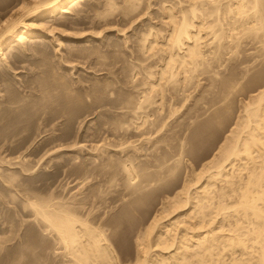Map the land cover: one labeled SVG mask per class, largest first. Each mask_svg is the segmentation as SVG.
I'll return each instance as SVG.
<instances>
[{
    "label": "rangeland",
    "instance_id": "1",
    "mask_svg": "<svg viewBox=\"0 0 264 264\" xmlns=\"http://www.w3.org/2000/svg\"><path fill=\"white\" fill-rule=\"evenodd\" d=\"M13 1L14 0H0V10L2 11V8L3 10H5L8 6H10L9 3L11 2L13 3ZM86 1L87 0H84L83 3L81 2L80 4H78V6H76L75 10L78 12L80 11L78 14L77 12L74 13L75 12L74 10H70L68 13H63V14L59 13L58 15L55 14L53 15V17L44 16L42 18L44 26L47 25L49 20L50 22L47 27L43 26V28H41L43 29L42 31L44 32L40 33V35L43 37L31 38V40L43 39L40 42L31 41V44L25 46L26 48L24 49V51L23 49H19L14 42L9 44V46L3 49L4 50L3 53L9 52V54L8 55L6 53L4 54V56L6 55L7 56L3 57L5 59H3V63L0 64L1 65L0 66V237L3 238V235H5L6 237L5 236L4 237L10 240L7 242L4 241L2 242V244H0L1 246L0 248H2L4 243V247L6 246L7 249L9 250L8 252L6 247L0 249L1 251L0 261H2V258L4 259V262L2 261L0 262V264L2 263L6 264L7 262L10 261L9 258L10 254L12 256V254L15 253L11 251L14 250L12 246L16 244L18 245L17 249L19 250H16L17 246L14 247H15V251H17L18 254H20L21 247H24L25 249V246H27V248L28 247L32 248L35 253L36 251L39 250V252H37L38 254L42 252V249L43 250L45 249L43 251V254L46 253V255L45 254L44 255L46 256L47 260L45 256L44 258L41 257V255H43L41 253L38 255V260L36 261L37 263L39 262V264L45 261H46L45 263H47V261L50 260V257L52 255L50 254L51 250L49 248L52 246V244H49L51 239L50 240L48 239L51 238V236L48 235V239L46 240L47 234L44 232L41 233L43 229H39L41 228V226L38 225L39 223L37 221L33 220V217H31L32 212L30 213V211H32L33 208L29 203L31 201L32 202L37 201V203L39 202L44 203L42 202L43 197L45 199H48L45 200V202L48 201L46 202L47 204H50V202H52L53 200L54 201L52 203L54 204L55 202L56 204L62 203L67 205H70L72 203L70 205L72 207L78 204L80 205L79 209H82L85 213L91 212V214H94L96 212L97 214L100 213L99 211H101L100 213L101 221L107 220V222H110L109 221L110 218L115 220L114 222L112 220L110 223L114 224L115 222H117L118 224L115 223L114 224L115 226L112 225V227L108 226L109 229L107 227L108 229L107 231L113 229L114 227L118 228L117 230L115 228L114 231L113 230L112 231L117 232L116 234L114 233L116 235L114 237H116L115 240L118 242V243L116 242V244L117 245L119 244L118 249L120 255L122 254L121 256L123 257V260H126V258L130 259L134 255V249H135L134 232L143 223L141 221H144L143 218H145L148 209L149 208L156 209L158 207L156 203H158L160 200H163L164 198L167 199V197H170L172 193L176 192L180 188L179 187L178 189H176V187H178L183 182V180L189 179L192 176L193 172L201 175L202 180L200 179V181L201 182L203 181L206 172L200 170L202 169L201 165L204 164L206 160H209L212 154L213 155L215 154V151L217 150L219 145L224 141L223 139L229 136L230 129L232 130L235 127L234 126L235 122L240 119L239 118L241 117L240 115H243L242 111L245 105L247 103L248 104L251 103L253 99L256 100L259 91H261L264 88V54H263L264 44H260L261 43L260 40H258L260 43L257 42L258 39L257 37L261 36V34L260 35L257 34L255 37H253L254 35L251 36L252 34L249 36L248 34L243 35L239 39L238 41L239 43L238 42L236 44H233V42L232 43L229 42L231 44L227 43V45L224 46L226 47V49L224 51L222 50L221 51L222 53L220 52L222 55L219 53L217 54V56L216 55L214 56L209 52L210 48L208 49V47L211 46L208 45L204 46L206 43H209L211 37L209 29H205L206 33L209 32L207 33L209 35L204 34L205 32L203 33L204 36L203 40L206 41H203L202 45L204 46L203 49L206 52L205 54L208 53L207 55H205V57L210 56V58L207 59L211 61L213 59V61L212 62L210 61V63L212 64L208 63L207 65H204L202 68L200 66L198 67L201 70H204L205 68L204 71H201L200 69L197 70V68L196 70L193 71L192 73L193 79L191 77L189 78V80L191 79V82L194 83H191L189 80L188 83H186L187 81L184 82L181 81V83L179 81L177 86L173 88V86L170 84V81H168L165 78H162L158 80V82H161L160 83L161 86L158 85L151 86L150 85L151 81L153 82L156 81V83H158L157 79H159V72H158L160 70L159 67H161L162 63L165 62L164 60L167 56L166 51H163L165 50V47L163 48L161 44H163L162 42H164L165 37L167 36L166 34L168 32L167 30L169 29L170 26H167L168 25L167 18H164L165 20L162 18L165 17L166 15L165 13L166 9L169 6L171 7L172 4H173L172 6L174 7L173 10L178 11L176 10L179 9V6L177 5V0L176 2L175 0H173L176 4H174L172 0H168V1L167 0H139V1L130 0L129 3H127V0L126 1L125 0H94V1L88 0L91 2V4L90 2L89 3L87 2L89 4V5L87 4V7L85 5ZM103 1L104 3L102 4ZM93 2H95L96 4L92 5ZM108 2L109 3L112 2V5H109ZM134 3H137V5ZM90 5H92V7ZM95 5L96 8H94V10L97 9L99 13H101L100 15L99 13L94 12L93 6L95 7ZM106 5L107 7L109 6L108 8L114 6L112 7L111 12L106 7ZM131 5L132 6L136 5V6L134 8L133 7L131 8ZM126 6H130V7L126 9ZM77 7L80 9L84 7V9H82V11L83 10L84 11L82 12L80 9L78 10ZM104 10L107 11L109 14ZM70 12L74 14H71ZM95 14L98 15L95 16ZM102 14L104 15L101 16ZM177 14H178L177 16L180 15L178 12ZM62 15H64L65 19L63 18ZM57 16L59 17V19L62 18V20L60 19L61 21L54 24V22H56V20L58 19ZM65 16L66 17L70 16L71 19L69 17L66 18ZM78 16L79 17L82 16L83 18L81 17L79 19ZM52 18H54L53 19L54 21L52 20ZM206 18L210 22L213 16H209ZM63 20L64 22L66 20L69 21H66L65 23L64 22L61 23ZM70 20L71 21L73 20L74 22L72 21L73 22L72 23L70 22ZM45 21L47 22L45 23ZM225 21L226 20H224V22ZM50 23H53L54 26H52ZM152 25L154 26L155 29L154 31L156 32L153 31V27H151ZM148 26L150 27L148 28ZM56 27L57 30H54L56 29ZM51 28H52V32H51ZM144 28H146L147 30ZM164 28L166 32H164L165 31ZM148 29H152V31ZM156 29L157 30L159 29L158 30L160 33V34L158 33L159 35H157L158 31ZM240 30L241 29H239V27L236 30H233L232 35H235L236 31L238 32ZM143 31L144 32L147 31V33H144ZM48 32H50V34ZM141 32L142 34H140ZM144 34H146V36L149 35L147 36V38L154 37V34L157 35L155 36V38L157 39V42L159 41V44H157L156 47L152 48V50L150 49V52H147L149 50H144V52L142 51L144 53L143 54L140 49L142 42L141 40L143 39H138L139 40L138 41L137 37L139 38V35H141L142 37L140 38H146ZM51 37H53L54 39ZM162 37L164 38V40ZM252 37L254 39H252ZM55 38H57V40ZM48 39L49 40L51 39L50 42L51 41L52 42L50 43ZM53 41L55 43H53ZM59 41L61 44L59 43ZM70 43L73 44L74 46L71 45ZM65 44L68 45L66 46ZM136 44L140 50L137 47H135ZM62 45H64L65 47ZM91 45L93 49L90 48ZM15 46L17 48H15ZM58 46L59 48L55 49ZM76 47L78 48L76 49ZM84 47H86V50L89 47L91 51L88 50L89 53L86 52V50L83 51ZM159 47L162 48L160 49ZM68 48H72L71 51L69 49V53H68ZM136 48L140 53H142L141 54L142 57L141 55L136 56L139 54L138 51H135ZM9 49H11V51ZM54 49L55 52L53 51ZM78 49H81L82 51L80 50L81 51L80 52L78 51ZM157 49L159 52L160 50L163 49L161 54L157 52L159 54L156 53L155 55L154 52H156ZM90 52L92 53L90 54ZM72 53L73 54L75 53V55L74 56L71 55ZM79 53L83 54V56ZM153 53L154 55H152ZM219 55H221V57ZM148 57H150V60ZM151 57H153L159 63L154 65L156 61H154V59L151 60L152 59ZM214 57H216L217 59H221V61L220 60L217 61V59ZM141 58H145L143 63H141L143 61L141 60ZM138 59L141 60V62ZM153 61L155 63H152ZM4 62L6 63L5 65H3ZM216 62H218L220 65L219 64L217 65ZM139 64H141L142 66V67L140 66L141 68L139 67ZM149 64L152 66H150ZM208 65L211 68L208 69L209 67ZM149 68L150 69L152 68V71L151 70L149 71ZM141 69H143L144 71H142ZM53 70L55 75L54 73H52ZM45 71L47 72L45 73ZM148 71L152 73L151 77L149 76ZM49 72L51 76L49 75ZM52 74L54 77H52ZM131 74L133 76L134 75L136 76L133 77L131 76ZM155 74H157L158 76L155 77ZM179 76L180 75H177L178 79L180 78ZM51 77L54 79H52ZM50 80L53 81V85L51 83L52 81ZM145 80L151 87H149V85L146 83ZM139 82L142 84H140ZM55 83L57 84L55 85ZM162 83L163 84L166 83L167 85L165 84L166 86L164 85L165 86L164 87ZM182 83L183 86L185 84L189 85L188 87L186 85L184 86V88L186 87L187 91L184 88L181 89L179 88L182 86L181 85ZM189 83H191V86ZM61 86H64L65 88ZM158 88L160 91L158 90ZM154 90L155 92H153ZM170 90L172 93L170 92ZM176 90L177 93H175ZM179 90L180 92H178ZM14 92H16L18 96L15 95L16 93ZM162 92H164V94ZM175 94H177V97ZM153 95L156 96L154 97ZM138 96L141 100L137 98ZM36 97H38L37 98L38 100L36 99ZM62 97L63 99H61ZM174 97H176L177 99ZM149 99L150 101H148ZM151 99H153L154 102ZM158 100L161 101L159 102ZM168 100H171V102L169 103ZM11 101L12 103L13 102L14 103L12 104ZM172 102L174 103L175 106L173 105ZM168 103L170 105L169 111L171 112V114L169 113V111L165 110L166 109L165 106L167 107L169 106ZM138 104L142 105V108ZM147 104H148V108L147 110H144L147 107ZM162 104H164L165 106ZM143 105L146 107L144 108ZM172 105L176 109L171 107ZM59 106L62 108L60 109ZM162 106L164 107L161 108ZM5 108L7 110H5ZM10 108L12 109V111H9ZM207 108L210 109L208 110ZM58 109L60 110L58 111ZM63 109L65 110L62 112ZM217 110H218L217 112L218 114H216ZM57 111L58 114H60V116L56 113ZM125 111L127 113H125ZM136 111L138 112L140 111V113ZM144 111H146L145 114L148 115H145ZM141 112H143V114ZM150 112L152 113V115L150 114ZM134 113L136 114V116L138 115L139 118L141 114V119L143 122L141 121V119L137 118L138 116L137 117L134 116L135 115ZM153 113H155L156 115H154ZM213 113L216 114L215 115L216 117H214ZM143 117L146 118L147 120L144 119ZM138 121L142 122L140 123L141 125H139V123L137 124ZM149 122H151V124ZM133 123L135 124V126H133L134 125ZM146 126L147 127L149 126L150 128H146ZM146 130L147 131L150 130V131L146 133L147 132ZM241 135L243 136V134ZM44 140L45 141L48 140L49 143L52 141L53 142L52 144H50V146L47 145L48 147L45 146V148H43L41 142H44ZM180 143L181 146H179ZM257 152L254 153L252 152L253 153L252 156L254 154L255 156L256 155L258 156L259 152L258 154ZM177 153L179 156L176 155ZM128 155L130 159L128 158ZM124 156L125 157L127 156L126 157L128 158L127 160L130 161L131 164L133 163L134 165L133 164L132 165L136 169H138L137 173H140L142 168V170L146 169L144 170L146 171V173H150V174L152 173V175L161 173L160 175L163 176V180L158 181V183L154 185V188L151 187L148 189L149 191L150 189L152 190L150 191L151 193H148L149 191H146L147 189L143 191V193L144 192L146 193V196L148 198H146L145 195L142 196L143 193H141L140 196L142 197V199L140 197L139 201L141 200L140 202L142 203H139L138 201L137 204L140 207H138L137 205L138 210L137 208L134 210L132 209V212H130L131 211L130 208L128 209L129 207L128 205H126L128 206L126 207L127 210L125 209V205L124 208L122 207V204H124V202L127 203L131 199L133 200L132 198L133 196H131L127 190L125 191L123 190L124 188L123 180H121V182L119 180L121 176H122L121 179H123V172L120 169L122 167V163L126 162V158H124ZM131 156L137 159H134L133 157L131 158ZM118 158L121 159L119 160ZM123 158L125 159V161L122 160ZM93 159H95L96 161ZM100 160L105 161L107 165L105 164V162H103L105 166L103 167V163L101 162L102 163L101 165ZM121 160L122 163H120ZM138 160L144 162V164H142V162L140 161L139 164ZM164 160L166 161L168 160V162L166 161L164 162ZM244 160L245 159L243 160L236 159V161L234 160V163L236 162L234 166L236 167L232 168L233 170L236 169L235 171H237V174L241 177L245 176L243 175V173L245 174L246 170H248V168L246 167H250L252 165V162L251 164H249V161L247 162L245 160L246 161L245 164L247 165L245 166V168L241 167L243 168L241 169L239 165L240 163L244 162ZM257 160H260V158L256 159L255 161ZM161 161L166 166H172L173 163L174 166L175 165L177 166V164L179 165L177 166V169L172 175L169 174L171 175V177L173 176L171 178L173 180L169 179L170 176L168 175L167 176L169 180L168 181L166 178L168 172L166 173L162 169H159L160 167L159 165L162 164ZM176 161L177 163H175ZM114 162L116 163V165L114 164ZM137 163L139 166L138 165L136 166ZM81 164L84 165L85 168L84 166L80 168ZM97 164H100L98 165L100 167L97 166L94 169L93 166L94 165L96 166ZM120 164L121 167L119 166ZM140 165L142 166L146 165L147 167L143 168ZM148 165L149 167H152L151 172H150L151 170L150 168H149L150 170H148ZM153 165H156V167H154ZM86 166L88 167L87 170H86L87 168ZM228 166L229 165H227L226 169L227 170L229 169L228 171L230 172L231 168H228ZM109 167H111L112 170H110L111 168ZM153 167L155 168V170L153 169ZM237 167L240 168L239 173ZM117 169L120 170L119 172L121 173H118ZM232 169L230 172L231 174H233L234 172L232 171ZM81 170L84 171L86 174H84V172L81 173L82 172ZM86 171H88V173ZM112 171L114 174H112ZM96 172H98V174ZM163 172L166 175L162 174ZM235 174L236 172H234L233 174L234 176H232L234 178L231 177L232 178L231 180L235 179V181L234 180L233 181L236 183L237 174L236 176ZM176 179L177 180L179 179V181H176ZM136 180H140V177L136 178ZM233 181L232 183L234 185L230 184L231 187L233 186L235 187L236 185ZM176 183L179 184L177 185ZM198 183L199 182L197 181L196 185H198ZM226 184L227 183L217 180L215 183L216 185L215 189L217 186L224 187ZM230 186L228 183L226 187H224V190L225 191L227 190L226 192L230 191L231 188ZM91 190H93L92 191L93 197L90 195L92 194L90 192ZM95 190L99 195H95L94 193ZM86 193L87 194L89 193L91 197L88 196ZM152 193L153 195H151ZM168 193L169 195H166ZM148 194L150 196H148ZM26 195L27 196L29 195L30 202L26 200L27 198H29ZM30 195H34V196H30ZM100 195L102 196V198H100L101 197ZM164 195L167 197H165ZM35 196L38 197L36 198ZM96 196H99L97 197L98 199L96 198ZM82 197L85 199V201L86 199L87 201L88 199H90L89 202L91 201L90 204L92 208L90 205L88 206L87 201L84 202ZM143 197H145L146 200ZM40 198L42 199V201L40 200ZM77 198L82 199L83 201L81 200L77 201L76 200ZM104 198L106 200V203L103 202ZM113 198L116 199L113 201ZM228 198L229 199L226 198L225 202L229 203L234 200V197L232 201H231L232 197H228ZM31 199H33L34 201ZM49 199L52 201H50ZM70 199L72 200L70 201ZM63 200L65 202H63ZM74 200L76 202L73 205ZM96 200L99 201L97 202ZM78 202H82V203L84 202V204L81 203L82 204L81 205ZM99 202L104 203L102 204V206H106L103 207V209H105L107 213L102 209V206H99L101 205ZM113 203H117V204L115 205ZM86 204L87 206L84 208L83 206ZM95 204L97 205V207ZM153 204L154 206L156 205V207H154ZM81 206L83 208H80ZM93 206L95 208H93ZM85 209L86 210L88 209V211H86ZM97 209L99 210L98 212ZM228 209L232 211L231 208ZM228 211L225 213V217H224V218L227 217L226 218L227 222L229 220L230 224L232 223L234 224L235 222L238 225H240V223L241 225L243 224V226L244 224L247 225L246 223L248 222L245 223V218L238 216L240 217V219H243L244 221L243 222L242 220L239 219L240 221H242L239 222V220H237L238 219L237 214L234 211L233 213L229 211L230 214L229 215ZM26 213L28 215L30 214L29 215L30 217H28ZM105 213L108 215V218ZM230 221H232V223ZM227 222H224L225 223L224 225H228L229 223L226 224ZM35 224H37L36 226L38 227L40 226V227L39 228L36 227ZM236 224H234L233 227H235ZM248 225L246 227H248ZM34 227L37 228L38 230L34 229ZM1 231L7 233L6 234L1 233ZM9 232H11V234L8 235ZM39 233L42 236L44 235L43 236L45 237L43 238L44 242L42 241L43 239ZM9 236H11V238H9ZM23 236H25L24 237L25 239L22 238ZM39 236L41 238H38ZM5 238H3V240H5ZM29 238L31 239L28 240ZM0 240L2 241V239ZM24 241L26 244L22 243ZM27 243L31 244L32 247ZM49 245L51 246L49 247ZM38 246L39 247L42 246L43 248L41 247L40 250ZM46 246L48 247V251H46L47 250ZM30 248H28L29 251L27 249L29 254L32 251V249ZM2 250L4 251V253H2L3 252ZM224 250H222L221 252L222 254L221 259L218 260L216 264H218V262L221 261L222 264L224 262H225L224 264L229 263L230 257L227 256H230L228 254H230L229 252L231 251L229 249L228 250L226 249L227 251L224 252ZM6 251L8 253L5 255ZM238 251H240V248L236 247L235 252H237V254L239 253ZM47 252L48 254H50V256H48ZM24 253L25 254L27 253L26 250ZM4 255L5 257L8 258H4L3 257ZM227 258L229 259L227 260ZM222 259L225 260L223 261Z\"/></svg>",
    "mask_w": 264,
    "mask_h": 264
},
{
    "label": "bare ground",
    "instance_id": "2",
    "mask_svg": "<svg viewBox=\"0 0 264 264\" xmlns=\"http://www.w3.org/2000/svg\"><path fill=\"white\" fill-rule=\"evenodd\" d=\"M83 1L82 0H14L13 3L11 2L12 4L9 3L10 6H8L5 10H3V8H2V11L0 10L1 11L0 12V64L3 63V59H5L3 57H6L9 54V52H7V53L5 52L7 55L4 56L5 53H3L4 52L3 49L6 48L7 46H9V44L14 42L19 49H23V51H24V49L26 48L25 46H27L28 44H31V41L32 42L33 41L34 42L35 41L40 42L41 40H43V39L31 40V38L43 37L40 35V33L44 32V31H42L43 29H41L44 26V23L42 21V18L44 16L53 17V15H55V14L58 15L59 13H61V14L68 13L70 10H74L75 11L74 13L77 12V14H78L80 11L78 12L75 10L76 6H78V4H80L81 2L83 3ZM92 1H94V0H92ZM133 1H137V0H133ZM87 2L89 3L90 1H88V0L86 1V3H85L86 7L88 4ZM129 2H130V0L129 1L127 0V3H129ZM175 2H176V0H175ZM175 2L173 1L174 4H176ZM99 3H101V2H99ZM103 3H104V1L102 2V4ZM66 4H68V5H66ZM90 4H91V2H90ZM94 4H96V3L93 2L92 5H94ZM134 4L137 5V3H134ZM92 5H90V6L92 7ZM109 5H112V2L109 3ZM113 5H115V4H113ZM121 5H123V4H121ZM172 5H171V7L169 6L166 9V12H165L166 15L164 13L165 17H163V18L161 17L162 19L167 18V20H168L167 26H170V27L167 30L168 32L166 33L167 36L165 37V40L162 37L164 40V42H162L163 44L160 43L163 48L165 47V50H163V49L162 50L166 51L167 56L164 60L165 62L162 63V65L160 64L161 67H159L160 68V70L158 71L159 72V79H157V82H158V80L165 78L168 81H170V84L173 86V88H175L177 86L179 81H180V83H181V81H183V82L187 81L186 83H188L189 81L191 82V79L189 80V78L192 77V79H193L192 73L194 70H196V68L198 70V69H200V68H198L199 66L202 68L204 65H207L208 63L212 64V63H210L211 60L207 59V58H210V56H209L210 54L208 55L209 57H205V55H207L208 53L205 54L206 52L204 51L203 47L206 45L211 46V47H208V49L210 48L209 52L212 55L217 56V54H219L222 50L224 51L226 49V47H224V46H226L227 43L233 42V44H236L239 41V39L241 38V36L246 35V34H248V36L252 34L251 36L254 35L253 37H255L257 34H259V35L261 34L262 38H261V36L257 37L258 38L257 42H259L258 40H260L261 43L260 42L259 43L264 44V1L263 0H177V5L179 6V9H176V10H178V11H174L173 10L174 7ZM135 6L131 5V8L132 7L134 8ZM106 7H107V5H106ZM112 7H114V6H112ZM112 7L108 8L110 10V12L112 10ZM129 7L130 6H126V9H128ZM94 8H96V5H95V7L93 6V10H94ZM175 8H176V5H175ZM79 9L80 8H78V10ZM82 9H84V7ZM82 9H80V10L82 11ZM96 10H94V12L99 13V11L97 10L98 11L97 12ZM101 12H103V11H101ZM105 12H107V11H105ZM177 12L180 14L179 16H177L178 15ZM74 13H71V14H74ZM84 13H83V15H84ZM100 14L101 13H99V15ZM161 14H163V13H161ZM64 15H62L63 18H64ZM97 15L95 14V16H97ZM103 15L104 14H102L101 16H103ZM164 15H162V16H164ZM209 16H213V18L210 22L206 18ZM68 17L70 18V16H68ZM68 17H66V18H68ZM81 17L78 16L79 19ZM57 18L59 19L58 16H57ZM57 18H55V19H57ZM53 19L54 18H52V20ZM60 19L62 20V18H60ZM60 19L58 21L56 20V22H54V24L61 21ZM74 19H76V18H74ZM224 20H226V21L224 22ZM66 21H69V20H66ZM72 21L70 20V22H72ZM46 22L47 21H45V23ZM49 22H50V20H49ZM49 22L47 23V25H45L46 27L48 26ZM63 22H64V20L61 23H63ZM165 23H166V21H165ZM50 24L52 26H54L53 23H50ZM52 26H50V27H52ZM167 26H166V28H167ZM149 27L150 26H148V28ZM151 27H153V31H154L155 30L154 26L152 25ZM238 27L241 30L238 32L236 31L235 35H232V33H233L232 31L236 30ZM144 29H146V28H144ZM205 29H209L211 37L209 36L210 37L209 43H206L203 46L202 45L203 41H206V40H203V37H204L203 33L204 32H205L204 34L209 33V32L206 33ZM54 30H57V27ZM148 30L152 31V29H148ZM164 30H165V28H164ZM51 32H52V28H51ZM154 32H156V31H154ZM164 32H166V30ZM48 33L50 34V32H48ZM144 33H147V31H145ZM158 33H159V31L157 32V35L160 34V33L159 34ZM140 34H142V32ZM155 34H154V37H151V38H149V37L147 38V36H149V35L146 36V34H144L146 36V38H140V37H142L141 35H139V38L137 37V40L143 39V40H141L142 42L140 41L141 42V46H140L141 52L142 51L144 52V50H149L147 52H150V49L152 50V48L156 47L157 44H159V41L157 42V39L155 38V36H157ZM236 34H238V35H236ZM207 35H209V34H207ZM207 35H206V37H207ZM163 36H165V35H163ZM70 37H72V36H70ZM253 37H252V39H254ZM51 38H53V37H51ZM55 39L57 40V38H55ZM50 40H49V42H50ZM72 40H74V39H72ZM161 41H162V39H161ZM53 43H55V42L53 41ZM59 43H60V41H59ZM135 43H137V42H135ZM139 43H138V46H139ZM231 43H229V44H231ZM83 44H86V43H83ZM71 45H73V44H71ZM99 45H101V44H99ZM16 46H15V48H17ZM62 46H64V45H62ZM138 46L136 44L135 47H137L139 49ZM162 47H159V48L161 49ZM230 47H231V45H230ZM58 48H59V46L55 49H58ZM77 48L78 47H76V49ZM84 48H83V51L86 50V47H84ZM90 48L93 49L92 45ZM90 48L88 47L86 52H88V50H90ZM137 48H136V50L135 49L134 50L138 51ZM55 49L53 50L54 52H55ZM69 49L71 51L72 48H68V53H69ZM81 49H78V51H80ZM158 49L156 50V52H154L155 55L157 52H159ZM9 50L11 51V49H9ZM9 50H6V51H9ZM62 50H61V52H62ZM94 50H95V48H94ZM162 50H160V52H159L160 54H161ZM263 51H264V49H263ZM56 52H57V50H56ZM92 52H90V54ZM138 53L139 54L136 56H139L142 54L139 51H138ZM154 53L152 55H154ZM159 53H157V54H159ZM79 54H81V53H79ZM83 54H84V52H83ZM83 54H81V55L83 56ZM63 55H62V57H63ZM71 55L74 56L75 53L74 54L72 53ZM86 55H84V56H86ZM221 55H219V56L221 57ZM157 56H159V55H157ZM70 57H72V56H70ZM141 57H142V55H141ZM148 58L150 60V57H148ZM151 58H152L151 60H153L155 58V56H154V58L153 57H151ZM156 58H158V57H156ZM214 58H216V57H214ZM58 60H59V57H58ZM60 60H61V58H60ZM141 60H143V61L141 62ZM141 60H139V61L141 63H143L145 58H141ZM219 60L221 61V59H217V61H219ZM5 61H7V60H5ZM154 61H156V60L154 59ZM154 61L152 63H155ZM212 61H213V59H212ZM63 62H65V61H63ZM157 63H159V62L156 61V63L154 65H156ZM216 63H217V65L219 64L218 62H216ZM5 64L6 63L4 62L3 65H5ZM140 66H141V64H139V67ZM150 66H152V65H150ZM208 66H206V67H208ZM154 67H156V66H154ZM209 68H211V67L209 66L208 69ZM156 69H158V68H156ZM156 69H154V70H156ZM141 70L144 71L143 69H141ZM150 70L152 71V68L151 69L149 68V71ZM204 70H205V68H204ZM204 70H201V71H204ZM46 72L47 71H45V73ZM52 73H54V70ZM151 74L152 73L149 72L150 77H151ZM49 75H50V72H49ZM54 75H55V73H54ZM177 75H180L179 79L177 78ZM131 76H133V75L131 74ZM131 76H130V78H131ZM134 76H136V75H134ZM156 76H158V75L155 74V77ZM211 76H214V75H211ZM211 76H209V77H211ZM52 77H54L53 74H52ZM125 77H126V75H125ZM52 79H54V78H52ZM144 79H145V77H144ZM151 79H153V78H151ZM50 81H52V80H50ZM131 81H132V79H131ZM51 83L53 85V81ZM146 83H147V81H146ZM160 83L161 82L156 83V81H154V82L151 81L150 85L151 86H155V85L161 86ZM191 83H194V82H191ZM191 83H189L190 86H191ZM56 84L57 83H55V85ZM140 84H142V83H140ZM165 84H163V86ZM41 85H42V83H41ZM45 85H47V84H45ZM150 85H149V87H151ZM181 85L182 86L179 87L180 89L184 88L185 85L187 87L189 86L187 84H185L183 86V83ZM61 87H64V86H61ZM47 88H48V86H47ZM167 88H169V87H167ZM184 89H186V87ZM58 90H59V88H58ZM158 90H159V88H158ZM186 91H187V89H186ZM227 91H228V89H227ZM134 92H136V91H134ZM153 92H155V90ZM170 92H171V90H170ZM178 92H180V90ZM14 93H16V92H14ZM162 93L164 94V92H162ZM175 93H177V90ZM145 94H144V96H145ZM15 95H17V93ZM160 95H162V94H160ZM171 95H169V96H171ZM175 95L177 97V94H175ZM183 95H184V93H183ZM225 95H224V97H225ZM139 96L137 97L138 99H140ZM11 97H13V96H11ZM63 97L61 99H63ZM176 97H174V98H176ZM8 98H10V97H8ZM37 98L38 97H36V99ZM176 99H173V100H176ZM45 100H47V99H45ZM151 100H153V99H151ZM13 101H15V100H13ZM148 101H150V99ZM168 101H169V103L171 102V100H168ZM253 101H255V102H253ZM153 102H154V100H153ZM174 102H176V101H174ZM11 103H12V101H11ZM138 103H140V102H138ZM169 103H168V105H169ZM141 104H142V101H141ZM247 104L245 105V107L243 106L244 107V109L242 111L243 115H240L241 116V117H239L240 119L238 118L239 120L235 122V125H234L235 127L232 130L230 129L229 136H227L225 139H223L224 141L219 145V147L215 151V154L214 155L212 154L210 159L206 160L205 163L201 165L202 169H200V170L206 172V175H205L203 181L202 182L200 181L201 175L193 172L191 177L188 175L190 177L189 179L183 180L182 183L180 181L181 184L178 187H176V189H178L179 187L180 188L176 192L172 193V195L174 194L173 196L171 194H170L171 195L170 197H167L164 195L165 197H167V199L164 198L165 200L163 199V200H160L159 202L157 201L158 203L155 202L156 205L158 206L156 209L155 208H152V209L149 208L148 211L146 210L147 212H146L145 218H143L144 221H141L143 223L137 229L135 228L136 229L134 232L135 249H134V255L130 259L126 258V260H123V257L121 256L122 254L120 255V252L118 249L119 244L118 245L116 244L117 241L115 240L116 237H114V236H116L115 234L117 232H113V231L116 228V227H114L115 226L114 224L117 222H115L114 224H111L110 222L113 220L112 218H110L111 220L109 219L110 222H107V220L101 221V219H100L101 211H99L98 209H97V212L99 211L100 213H97V214L95 211H94L95 212L94 214H91V212L85 213L82 209H79L80 205H78V204H76L77 206L74 205L76 202L75 200L73 201L74 202L73 205L76 207L70 206L72 203L70 205H67V204H62V203L56 204V202H55V204H54V203H52L54 200L52 201L49 199L50 201H52V202H50V204H51L50 205V204L46 203L48 201L45 202V200H48V199H45L44 197H43V201L41 199L42 197L40 198V200L44 203L39 202L40 200L38 201L39 203H37V201H34L33 199H31V200H33L34 202H32V201L30 202L29 195L28 196L26 195L27 197H29L26 200L28 202H30L29 204L33 208V210L30 211V213L32 212L31 217H33V220H35L39 223L38 225H40L41 228H39L40 226L39 227L36 226L37 224H35V226L38 227L39 229H43V231L39 230V231H41V233L44 232L47 234L46 240L48 239V235L51 236V238H49L48 240H50V239L52 240V243H51V240L49 242V244H52V246L49 245V247L51 246L49 249L51 250L50 254L52 256L50 257V260L47 261V263H45L46 262L45 260H43L45 262H42V260H41V262L44 264H216L217 261L220 260L222 257L221 256L222 250L225 249L224 250V252H225L229 249L231 252H229L230 254H228L230 256H227V257H230L228 264H264V161H263V158H264V88L261 91H259L256 100L253 99L251 103H249L248 105ZM159 105H160V103H159ZM162 105H164V104H162ZM173 105H174V103H173ZM173 105L171 107H173ZM41 106H43V105H41ZM139 106H141V108H142V105H139ZM150 106H152V105H150ZM164 106H162L161 108H163ZM143 107L145 108L146 106L143 105ZM165 107H166L165 110L169 111L170 105L168 107L167 106H165ZM59 108L61 109L62 107L59 106ZM147 108H148V104L144 110H147ZM161 108H160V110H161ZM60 109H58V111ZM156 109H158V108H156ZM174 109H176V108H174ZM5 110H7V109L5 108ZM64 110L65 109H63L62 112ZM137 110H138V108H137ZM208 110H207V112H208ZM9 111H12V109L10 108ZM58 111L56 112L57 114H58ZM164 111H163V113H164ZM136 112H138V111H136ZM145 112L146 111H144V114H145ZM157 112H160V111H157ZM207 112H205V113H207ZM217 112H218V110L216 111V114H218ZM44 113H45V111H44ZM125 113H127V112L125 111ZM129 113H131V112H129ZM138 113H140V111ZM141 113L143 114V112H141ZM169 113L171 114L170 111H169ZM134 114H132V115H134ZM150 114L152 115L151 112H150ZM153 114L156 115L155 113H153ZM216 114L213 113L214 117H216L215 116ZM58 115L60 116V114H58ZM145 115H148V114H145ZM145 115H143V116H145ZM134 116H136V114ZM146 117H148V116H146ZM131 118H133V117H131ZM137 118L141 119V114H140V118H139V116ZM158 118H159V116H158ZM144 119H146V118H144ZM155 119H156V117H155ZM136 121H137V119H136ZM139 121L137 122V124L139 123V125H141L140 123L143 122L142 119H141L142 122H139ZM130 122H131V120H130ZM149 123L151 124V122H149ZM133 126H135V124ZM156 127H157V125H156ZM146 128H150V127L146 126ZM151 129H152V127H151ZM143 131H145V130H143ZM148 131H150V130H148ZM148 131L146 133H148ZM241 134H243V136ZM57 141H58V139H57ZM52 142L49 143L48 140L47 141L44 140V142H41V144H42V147L45 148V146H47V145L50 146V144H52ZM179 146H181V143ZM254 150H256V151H254ZM257 151L259 152V155L258 156L256 155V156L259 157L260 160L255 161L256 159H259V158H257L255 156V154L252 156V154L254 152H257ZM258 152H257V154H258ZM176 155H178V153ZM126 157L124 156V158H126ZM132 157L133 156H131V158ZM124 158L122 160L125 161ZM128 158H129V155H128ZM128 158H126V162H128V163H126V162L122 163V160L120 162V163H122V167H121V164L119 166L121 167L120 170L123 172V179H121L122 178V176H121V178H119V180H120V182H121V180H123V186H124V188L122 187L123 190L124 191L127 190L129 192V194L131 196H133L132 197L133 200L131 199L132 200L131 201L129 199L130 201L127 202L128 204L124 202V204H122V207L124 208V205H125V209H126V207L129 206L128 209L130 208L131 209L130 212H132V209L134 210L137 208V210H138V207H140L137 203L141 197L140 196L141 193H143V191L146 189H147L146 191H149L148 189L151 187L154 188V185L156 183H158V181L163 180V176L160 175L161 173L158 174L157 171H156L157 174L156 175L154 174L155 176L152 175V173L151 174L146 173V171H144L146 169L142 170V168H141V172L137 173L138 169H136L133 166L134 165L133 163H132L133 164L132 165L130 163V161L127 160ZM133 158L137 159L135 157H133ZM254 158H256V159H254ZM118 159L120 160L121 158H118ZM134 159H132V160H134ZM236 159H238V160L245 159L247 162L249 161V164H251V162H252V165L250 167H246V168H248V170L245 169L246 173L245 174L243 173V175H245L244 177L239 176L237 174V171H235L236 169L235 170L232 169V168L236 167V166H234L236 163V162L234 163V160L236 161ZM93 160H95V159H93ZM231 160H232V163H234V164L231 163ZM245 160H244V162L240 161V162H242V163H240L241 166L239 165L240 168L241 167L245 168V166L247 165V164H245L246 163ZM23 161H24V158H23ZM139 161L140 160H138V163H139ZM165 161L166 160H164V162ZM22 162H20V163H22ZM97 162H99V161H97ZM101 162L103 163L105 161L100 160V163ZM140 162H142V161H140ZM166 162H168V160ZM102 163H101V165H102ZM138 163L136 164V166L138 165ZM161 163H162V161H161ZM161 163H159V164H161ZM172 163H170V164H172ZM175 163H177V161ZM105 164H106V162H105ZM114 164L116 165L115 162H114ZM142 164H144V162H142ZM98 165H100V164H97L96 166L94 165L93 168L95 169V167H97ZM149 165H151V164H149ZM149 165H148V170H150L152 168V167H149ZM227 165H229L228 168H231L232 171L236 172V174H237V176L235 174V176L237 177L236 183L234 182L235 179H233L234 181L231 180L232 178H234V177H232V176H234L233 175L234 172H233V174H231L230 173L231 169H230V172L228 171L229 169L228 170L226 169ZM83 166L84 165L81 164L80 168ZM140 166H142V165H140ZM153 166L156 167V165H153ZM159 166H160L159 169H162L166 173L168 172L167 175L164 172L162 173V174L166 175V178H167V176L169 174L172 175L175 172V170L177 169V166H179V165L177 164V166L176 165L174 166V163H173L172 166H166L164 163H162ZM98 167H100V166H98ZM103 167H105L104 163H103ZM142 167L146 168L147 166L144 165ZM154 167H153V169L155 170ZM84 168H85V166H84ZM109 168H111V167H109ZM240 168L237 169L238 173H239ZM243 168H241V169H243ZM87 169H88V167L86 168V170ZM110 170H112V168ZM120 170H118V173H121V172H119ZM88 171H86V172L88 173ZM100 171H101V169H100ZM113 171H114V169H113ZM113 171H112V174H114ZM151 171H152V169L150 170V172ZM159 171H161V170H159ZM83 172L84 171H82L81 173H83ZM96 173L98 174V172H96ZM84 174H86V173L84 172ZM175 174H178V173H175ZM175 174H174V176H175ZM171 175H169L170 176L169 179H171L173 177V176L171 177ZM138 177H140V180H136V178H138ZM167 180H168V178H167ZM171 180H173V179H171ZM217 180L222 181V182L227 183V184L229 183V186H230V184H233L232 183V181H233L236 185H235V187L230 186L231 187L230 191L226 192L227 190L225 191L224 187H226L227 184L224 187L223 186H220V187L217 186L215 189V186H216L215 183ZM176 181H179V179L178 180L176 179ZM197 181L199 182L198 185H196ZM162 183H160V184H162ZM176 184L178 185L179 183H176ZM176 184H174V185H176ZM156 187H158V186H156ZM156 189H153V190H156ZM174 189H175V186H174ZM93 190H94V188H93ZM93 190H91L90 192L92 193ZM150 191H152V190L150 189ZM150 191L148 193H151ZM94 193H95V195H99V194H97L96 190ZM144 193L142 196H144V195L146 196V193L145 194ZM120 194H122V193H120ZM87 195L88 196L91 195L93 197V193L90 195L88 193ZM151 195H153V193ZM166 195H169V193ZM30 196H34V195H30ZM148 196H150V195L148 194ZM97 197H99V196H96V198ZM228 197H232L231 201L233 200V197H234V200L232 202H229V203L225 202L226 198L229 199ZM36 198H34V199H36ZM100 198H102V196ZM143 198L146 200V198H148V197L146 196V198L145 197H143ZM78 199L79 198H77L76 200L77 201H80V200L83 201L84 200V202L87 201V199L85 201L84 198H83V200L82 199L78 200ZM115 199L113 198V201ZM141 199H142V197H141ZM144 199H143V201H144ZM66 200H68V199H66ZM71 200L72 199H70V201ZM89 200L90 199H88V201H87L88 206L89 205L91 206V204H90L91 201L89 202ZM121 200H123V199H121ZM140 201H139V203H142ZM63 202H65V201L63 200ZM84 202L83 203L78 202V203L84 204ZM103 202L106 203L105 198H104ZM99 203L101 204V205H99L97 203L99 206H102V204H104L101 202H99ZM113 204L116 205L117 203H113ZM154 204H153V206H154ZM126 205H128V206H126ZM137 205H138V207H137ZM156 205L154 207H156ZM86 206H87V204L84 205L83 207L85 208ZM94 206H93V208H95ZM99 206H98V208H99ZM83 207L81 206L80 208H83ZM96 207H97V205H96ZM103 207H106V206H102V209H103ZM91 208H92V206H91ZM228 208H231L232 211H230V209H228ZM227 209L230 212L233 213V211H234L237 214V218H238L237 220H239L240 217H243V218H245V223L248 222L246 224L247 225L250 224V225H248V227H246L247 225H245V224L243 226V224L241 225V223H240V225H238L234 222V224H236V225H235V227H233L234 224L232 223V221H235L236 219L230 221L232 223V224H230L229 220L227 222V219H226L227 217L224 218L225 213L228 211ZM93 210H92V212H93ZM103 210L105 211V209H103ZM86 211H88V209ZM229 211H228V214H229ZM27 213H26V215H28ZM144 213H145V211H144ZM29 215H28V217H30ZM226 216H227V214H226ZM238 216H240V217H238ZM24 217H25V214H24ZM109 217H110V215H109ZM107 218H108V215H107ZM225 219H226V221H225ZM31 220H32V218H31ZM240 220L243 221V219H240ZM240 220H239V222H242ZM114 221L115 220H113V222ZM224 222H227L226 224H228V223L229 224L224 225L225 224ZM112 225H114L113 226L114 228L113 229L110 228L111 230L107 231L109 229V227H112ZM107 227H108V229H107ZM34 229H37V228L34 227ZM117 229L118 228H116V230ZM2 231H1V233H5ZM4 231H6V230H4ZM8 231H9V229H8ZM11 232H9L8 235L11 234ZM4 236L5 235H3V238L6 237V236L5 237ZM43 236L41 235L42 239L45 238ZM24 237L25 236H23L22 238H24ZM41 237L39 236L38 238H41ZM3 238L0 237V239H2V241L0 240V244H2V242H4V241L7 242L10 240L8 238H5V240H3ZM9 238H11V236H9ZM30 239L31 238H29L28 240H30ZM42 241L44 242V239ZM43 242H41V243H43ZM22 243H25V241ZM41 243H40V245H41ZM27 244H29V243H27ZM29 245H31V244H29ZM14 246H17L16 250H19V249H17L18 248L17 244ZM14 246H12L14 248V250H11L12 248L10 250L16 253L17 251H15ZM5 247H4V243H3L2 248H5ZM31 247H32V245H31ZM41 247H39L40 250H41ZM236 247L240 248V251H238L239 252L238 254H237V252H235ZM2 248H0V249H2ZM19 248H20V246H19ZM22 248L24 249V247H21L22 253L20 251V254H18V252L16 254L13 252H10L13 254H12V256L10 254L11 257L9 256L10 261L7 262L8 264H36L37 263L36 261L38 260V255L41 253L43 254V251L45 250V249L44 250L42 249V252L40 251L41 253L38 254L37 252H39V250L36 251V253H35L32 248L28 247V248L32 249V251H33L32 252L30 250L31 252L29 254V252H28L29 249L27 248V246H25L24 252H25V250L27 252L25 254L23 252ZM26 248L28 249V251ZM6 249H7V247H6ZM34 249H35V246H34ZM4 251L2 253H4ZM7 251L9 252L8 249H7ZM7 251H6L5 255L8 253ZM46 251H48V247H47ZM224 252H223V254H224ZM0 253H1V251H0ZM44 254L46 255V253H44ZM44 254L41 255L42 258H44V256H45ZM47 254H48V252H47ZM50 254H48V256H50ZM5 255L3 257L8 258V257H5ZM25 257H26V259H25ZM45 258H46V256H45ZM228 259L229 258H227V260ZM46 260H47V258H46ZM2 261L4 262L3 258H2ZM2 261H0V262H2ZM5 262H6V260H5ZM42 263H40V264H42ZM219 263L222 264V261L218 262V264ZM37 264H39V262Z\"/></svg>",
    "mask_w": 264,
    "mask_h": 264
}]
</instances>
